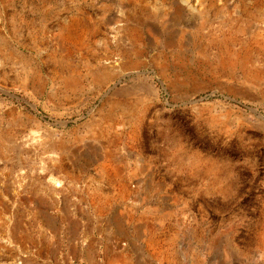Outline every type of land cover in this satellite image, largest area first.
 I'll return each instance as SVG.
<instances>
[{
	"label": "rangeland",
	"instance_id": "obj_1",
	"mask_svg": "<svg viewBox=\"0 0 264 264\" xmlns=\"http://www.w3.org/2000/svg\"><path fill=\"white\" fill-rule=\"evenodd\" d=\"M129 150L147 182L106 210ZM18 249L264 264V0H0V264Z\"/></svg>",
	"mask_w": 264,
	"mask_h": 264
},
{
	"label": "crops",
	"instance_id": "obj_2",
	"mask_svg": "<svg viewBox=\"0 0 264 264\" xmlns=\"http://www.w3.org/2000/svg\"><path fill=\"white\" fill-rule=\"evenodd\" d=\"M133 134L132 131L128 132ZM116 142L113 141V144ZM141 153L138 151L129 150L123 156L118 154L116 151H113L111 160L107 163V192L101 195V198L107 203L106 210L114 211L116 210V202L122 201L129 191V186L135 183H139L140 180L145 181L143 178L135 179L134 181L131 178H121L124 171H136L138 169H143V166L139 167L138 164L142 163L140 160ZM141 177V175H140ZM130 180V181H128ZM126 181V182H125ZM114 232V230H113Z\"/></svg>",
	"mask_w": 264,
	"mask_h": 264
},
{
	"label": "built area",
	"instance_id": "obj_3",
	"mask_svg": "<svg viewBox=\"0 0 264 264\" xmlns=\"http://www.w3.org/2000/svg\"><path fill=\"white\" fill-rule=\"evenodd\" d=\"M18 256L14 259L13 264H26L33 257L31 249H18Z\"/></svg>",
	"mask_w": 264,
	"mask_h": 264
},
{
	"label": "bare ground",
	"instance_id": "obj_4",
	"mask_svg": "<svg viewBox=\"0 0 264 264\" xmlns=\"http://www.w3.org/2000/svg\"><path fill=\"white\" fill-rule=\"evenodd\" d=\"M214 41V40H213ZM218 41V40H217ZM217 41H215V42H217ZM215 42H212V46H215V47H218V48H221L222 47V45L220 44V45H218L217 43H215ZM212 49V48H211ZM216 49V48H215ZM222 52V51H221Z\"/></svg>",
	"mask_w": 264,
	"mask_h": 264
}]
</instances>
